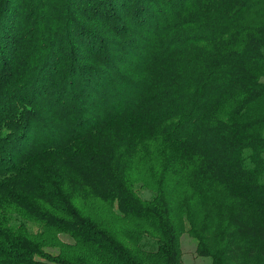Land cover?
I'll list each match as a JSON object with an SVG mask.
<instances>
[{
  "label": "trees",
  "instance_id": "1",
  "mask_svg": "<svg viewBox=\"0 0 264 264\" xmlns=\"http://www.w3.org/2000/svg\"><path fill=\"white\" fill-rule=\"evenodd\" d=\"M121 34L141 46L117 72ZM23 46L39 65L0 76V264H182L183 233L264 264V0H0L1 74Z\"/></svg>",
  "mask_w": 264,
  "mask_h": 264
},
{
  "label": "rangeland",
  "instance_id": "2",
  "mask_svg": "<svg viewBox=\"0 0 264 264\" xmlns=\"http://www.w3.org/2000/svg\"><path fill=\"white\" fill-rule=\"evenodd\" d=\"M136 34H140L137 30L135 32ZM114 39V47L115 48V52H116V59L114 57V61L112 62V67L115 71L118 72V65L121 64L120 61L123 60L122 54H127V56L129 57L128 51L131 49L133 50V48H130L129 44H131V42H136L137 46H134V48H136L138 46H141V44L139 43L138 40H129V37L127 39H125L124 35H115L113 37ZM36 41V36L35 35H30L27 39L26 42H24L23 45H26L27 48L31 49L33 47L34 42ZM112 47V45H111ZM67 50L63 49L60 52H64V56L62 59V64L59 63L57 66V69L53 68L51 69V76L54 78L55 76L57 77V74L60 73V76L63 74V69L62 66L65 64L66 60L68 61V59H66L67 57ZM68 54L70 51H67ZM9 56H11V60L8 61L9 65L8 68L3 70L2 74L0 76H7L6 78H8V80L10 79H15L19 76H21L22 74H24V72H20V73H16V70L18 69V67L21 65V70L23 69H28L30 64H34L35 67H37L39 65V63L41 62H37L34 61L32 62V57H30V59H28L27 61H25L26 58V49L23 46L20 50V52L17 54L16 52L10 53L8 52ZM41 60V58H40ZM45 62V61H44ZM55 63V62H54ZM9 69L10 72H8ZM55 69V70H54ZM55 71V72H54ZM8 73V74H7ZM7 74V75H6ZM2 77H0V81H1ZM16 84L17 81H16ZM109 83H106L105 88L108 86ZM112 92L110 91H106V96L108 97L109 95H111ZM95 99L97 100V102H101V95H94ZM42 98H46V97H42ZM38 102L40 103V105L43 103L41 97H39ZM137 171H134L135 174ZM139 194L141 196H143L144 198L149 197L150 196V192L147 189H141L138 188L137 189ZM82 208H85L82 206V204L80 205ZM89 208H91L90 206H87ZM115 209V208H113ZM85 213L89 214L90 216L94 217L93 219H96L100 225V227L109 230V232L113 235V237H115V239L118 241H121L126 247H132L133 243L129 240V237L126 235L127 232L129 231V229L131 228V224H129L130 222H128L126 219H122V218H118V216L114 217V214H112V212H110V208L108 207H102L101 209L97 206H95L92 209H86L85 208ZM60 240L62 242H64L63 246H66V243H71L73 242L72 239L68 236L65 235H60L59 236ZM195 239L192 238L191 236H189L187 233H183L181 236V249H182V255H181V262L182 264H211L210 259L207 257H202L199 256L196 251H195ZM54 251H57V249H54Z\"/></svg>",
  "mask_w": 264,
  "mask_h": 264
}]
</instances>
